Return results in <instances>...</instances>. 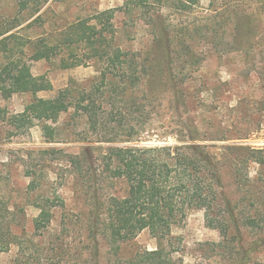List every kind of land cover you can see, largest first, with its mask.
<instances>
[{
  "label": "rangeland",
  "instance_id": "obj_1",
  "mask_svg": "<svg viewBox=\"0 0 264 264\" xmlns=\"http://www.w3.org/2000/svg\"><path fill=\"white\" fill-rule=\"evenodd\" d=\"M26 2L29 7L19 13L16 0H0V17H16L19 23L14 30L22 35L50 37L79 18L117 8L112 19L113 44L142 58L151 46L154 28L148 16L139 10L127 13L123 9L127 0ZM161 4L158 20L170 32L186 28L197 32L189 41L191 56L177 57L171 73L182 85H215L216 93L204 89L201 95L188 97L159 87V93L149 99L134 95L136 105L129 107V93L122 85L116 90L101 87L93 94L102 121L99 131L92 130L84 115L71 107L49 122L55 128L54 142L44 137L41 123L10 136L0 119V264H130L136 252L156 248L163 249L170 264H234L240 245L249 247L264 237V164L239 160L237 166L235 155L225 151L229 145L245 147L241 151L245 156L251 150L264 151V7L256 0H200L191 11L182 12L174 0ZM36 6L39 10L33 13ZM212 28L218 34L210 43L206 36L214 32ZM155 47V57L162 58L163 46ZM29 63L32 74H44L52 84V90L37 93L39 97H53L65 87L77 94L100 83L99 69L93 63L70 69H61L54 58ZM31 99V94L16 93L0 99V109L19 112ZM129 109L132 116L145 120L140 140L132 143L124 141ZM188 125L197 126L203 139H225L200 143L210 145L209 150L223 163L225 192L237 224H228L225 239L217 228L207 226L202 209H190L166 238L157 239L143 230L115 249L104 236V224H92L90 230L85 215L110 195L122 196L127 190L120 177L114 179L101 171L107 148L179 145ZM80 155L79 169L70 160ZM231 160L239 169L236 176L228 170ZM32 179L39 183L33 191L27 189ZM56 196L64 206L53 208L47 228L34 231L33 219L39 211L35 203L50 197L58 204ZM248 218L252 224L246 223ZM246 264H264V246L252 251Z\"/></svg>",
  "mask_w": 264,
  "mask_h": 264
},
{
  "label": "trees",
  "instance_id": "obj_2",
  "mask_svg": "<svg viewBox=\"0 0 264 264\" xmlns=\"http://www.w3.org/2000/svg\"><path fill=\"white\" fill-rule=\"evenodd\" d=\"M20 13L29 6L26 0H16ZM163 0H127V13L136 10L146 14L153 30L151 46L145 58L141 55L122 50L113 44L114 27L112 19L117 8L97 12L85 18H79L50 37H30L14 30L19 23L15 18L0 17V99H8L13 94H31L32 99L19 112L7 113L0 109V119L8 127L10 136L23 134L35 123L42 124L44 137L48 142L55 141V128L49 122H55L59 115L73 107L84 115L86 124L94 131H99L102 121L99 119L98 107L93 94L102 91L101 87L122 85V90L129 93V107L135 106L134 95L146 98L162 91L186 95H201L202 90L215 94L218 87L208 86L205 82L197 88L182 85L177 76L171 73L176 58L190 55L189 41L196 38V29L186 28L181 33H173L168 25L159 23L158 16L162 10ZM182 12L191 11L200 0H174ZM264 7V0H256ZM121 9V8H120ZM39 6L33 8V13ZM247 18H250L247 15ZM206 39L210 43L217 37L218 30ZM188 42V43H187ZM163 46L162 58L155 57L156 46ZM29 53V55H28ZM160 54V53H159ZM161 57V56H160ZM58 60L61 69L95 64L99 69L100 83L88 91L81 89L74 94L71 88L60 89L53 97H39L37 93L52 90V84L46 75H34L31 72L32 61ZM150 61L145 65V61ZM119 84V85H118ZM157 89V90H156ZM159 89V90H158ZM210 92V93H211ZM145 120L132 116L129 109V124L125 126L127 140H140ZM180 138L182 144L161 146L114 145L106 150L101 164V171L108 172L114 179H122L127 190L124 195H110L105 203L95 206L94 211L86 213L87 225L104 224V236L108 243L118 248L120 243L134 239L143 230L157 238H166L173 224L182 220L190 209L204 211L207 226L217 228L226 239L228 224H237L234 206L225 192L223 163L216 154L209 150L210 145L202 144L204 140H225L224 138L199 137L198 127L188 125ZM128 131V133H127ZM102 141V140H98ZM112 142L114 140H107ZM246 150L241 145L225 146L231 152L238 166L239 160H250L264 164L263 150ZM85 158L86 153H83ZM86 159V158H85ZM225 159V155L222 157ZM231 160L228 168L232 176L238 174V167ZM71 164L81 166V155L72 157ZM80 173V170H79ZM39 183L32 179L28 190H35ZM95 198V197H94ZM58 204L50 197L36 202L38 214L33 219L34 231H43L49 226L53 217V208L64 206V201L56 196ZM230 221V222H229ZM247 224L253 220L248 218ZM240 237V229L234 226ZM264 246V237L256 240L249 247L239 246V257L234 264H246L250 253ZM2 249V248H1ZM130 264H170L162 248L136 252L129 260Z\"/></svg>",
  "mask_w": 264,
  "mask_h": 264
}]
</instances>
